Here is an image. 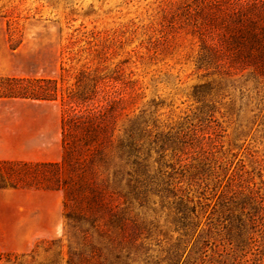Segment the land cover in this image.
<instances>
[{
    "label": "trees",
    "instance_id": "obj_1",
    "mask_svg": "<svg viewBox=\"0 0 264 264\" xmlns=\"http://www.w3.org/2000/svg\"><path fill=\"white\" fill-rule=\"evenodd\" d=\"M153 4L72 34L59 76L0 75V98L59 104L62 142L57 161L0 159V188L62 191L67 264H264V0Z\"/></svg>",
    "mask_w": 264,
    "mask_h": 264
},
{
    "label": "rangeland",
    "instance_id": "obj_2",
    "mask_svg": "<svg viewBox=\"0 0 264 264\" xmlns=\"http://www.w3.org/2000/svg\"><path fill=\"white\" fill-rule=\"evenodd\" d=\"M153 2L0 0V75L59 76L61 47L72 34L99 32L105 37L135 27L147 22ZM12 20L18 22V35H12ZM137 43L134 38L125 49ZM121 58L116 55L113 61ZM148 92L153 95L155 89ZM180 102L175 105L184 108ZM61 155L57 102L0 98V159L57 161ZM239 158L250 162L247 149H241ZM68 245L62 191L0 188L1 252L32 253L43 264H67Z\"/></svg>",
    "mask_w": 264,
    "mask_h": 264
}]
</instances>
